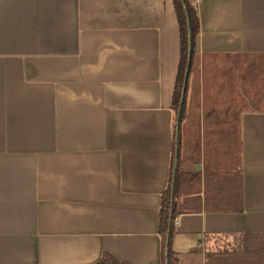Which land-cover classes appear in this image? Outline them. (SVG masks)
Returning <instances> with one entry per match:
<instances>
[{
  "label": "crops",
  "instance_id": "obj_1",
  "mask_svg": "<svg viewBox=\"0 0 264 264\" xmlns=\"http://www.w3.org/2000/svg\"><path fill=\"white\" fill-rule=\"evenodd\" d=\"M191 1L177 136L172 0H0V264H166L174 150V264H264V0Z\"/></svg>",
  "mask_w": 264,
  "mask_h": 264
},
{
  "label": "trees",
  "instance_id": "obj_2",
  "mask_svg": "<svg viewBox=\"0 0 264 264\" xmlns=\"http://www.w3.org/2000/svg\"><path fill=\"white\" fill-rule=\"evenodd\" d=\"M175 12L177 15L180 36H181V59L179 64V70L177 75V81L175 85L174 97H173V108L178 116V112L181 109V114L179 116L180 126L186 120L188 115V100L191 93L194 90L199 91V76H198V64L196 54V39L200 32V20L198 9L196 5L191 0H172ZM190 23V28L188 25ZM191 31V36L190 32ZM191 54L190 64L189 56ZM188 70V83L186 87V94L184 102L182 104V94L184 89L186 72ZM178 142V141H177ZM178 148V146L176 145ZM176 150H174L175 158L174 165L171 172V182L168 190L163 196L162 214H161V234L163 236V241L165 243V248L168 252L166 264L175 263V254L172 250V236L174 232V220L177 217L178 206L177 199L179 196L180 186H183L185 174L180 166V160L178 156L176 157ZM176 164V166H175ZM190 173L187 175L188 180H194L196 175ZM239 200V199H238ZM235 206H240L239 203H233ZM238 206V207H239ZM234 210V209H233ZM235 210L238 211V208ZM96 264H121L115 257L111 254L106 253L103 258Z\"/></svg>",
  "mask_w": 264,
  "mask_h": 264
},
{
  "label": "water",
  "instance_id": "obj_3",
  "mask_svg": "<svg viewBox=\"0 0 264 264\" xmlns=\"http://www.w3.org/2000/svg\"><path fill=\"white\" fill-rule=\"evenodd\" d=\"M188 25H189V28H190V23L188 22ZM190 32V36H191V31ZM190 59H191V54L189 56V64H190ZM187 83H188V70L186 72V77H185V83H184V89H183V94H182V104H181V108H182V105H183V102H184V98H185V94H186V87H187ZM178 116H177V119H179V116L181 114V109L179 110L178 112ZM179 128H180V124H179V121H177V136L179 134Z\"/></svg>",
  "mask_w": 264,
  "mask_h": 264
},
{
  "label": "rangeland",
  "instance_id": "obj_4",
  "mask_svg": "<svg viewBox=\"0 0 264 264\" xmlns=\"http://www.w3.org/2000/svg\"><path fill=\"white\" fill-rule=\"evenodd\" d=\"M200 63H201V61H200V58H199V56L197 57V64H198V76H199V81H200V78H201V76H200V68H201V66H200ZM198 90H194V94H198ZM197 97V96H196ZM237 110H235V113H234V115H236L237 114V112H236Z\"/></svg>",
  "mask_w": 264,
  "mask_h": 264
},
{
  "label": "built area",
  "instance_id": "obj_5",
  "mask_svg": "<svg viewBox=\"0 0 264 264\" xmlns=\"http://www.w3.org/2000/svg\"><path fill=\"white\" fill-rule=\"evenodd\" d=\"M174 224H175V225H177V224H178V221H177L176 219L174 220Z\"/></svg>",
  "mask_w": 264,
  "mask_h": 264
}]
</instances>
